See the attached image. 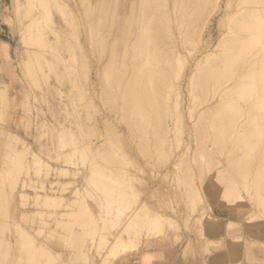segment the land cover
Instances as JSON below:
<instances>
[{
    "label": "rangeland",
    "instance_id": "obj_1",
    "mask_svg": "<svg viewBox=\"0 0 264 264\" xmlns=\"http://www.w3.org/2000/svg\"><path fill=\"white\" fill-rule=\"evenodd\" d=\"M227 1L223 0L219 10L210 15L198 45L191 41L182 49V54L188 56L187 51L196 47L194 58L190 59L191 71L206 50L212 51L220 38L230 37L228 32L230 26H236L237 10L251 7L250 0H229L228 7ZM82 2L0 0V264H264V210L260 211L257 205L259 198L264 202V195L256 192L258 177H263L264 186L263 161V172L256 170L257 146L264 129L254 125L243 129L246 131L228 130L226 137L232 136L223 151L209 135L212 146L204 135L197 137L200 141L195 139L191 132L195 129L194 116L218 100L222 86L206 83L197 90L196 98L194 91L188 94L185 80L180 122L171 108L175 93L170 91V97L165 96V102H169L168 110H164L169 123L165 141L169 147L165 142L167 147L160 148L159 138L149 135L155 132L147 113L151 102L136 99L135 102H143L140 106L146 110L142 111L136 103L124 104L119 95L113 97L112 90L109 98L115 104L110 107L112 102L101 93L103 86L111 84L109 76L114 70L107 69L108 74L100 70V51L97 46L94 50L92 42L95 39L98 43V35L105 37L113 21L111 14L102 16L100 9L103 6L112 12L117 0ZM90 6L93 10L87 14ZM29 7L37 26L29 23ZM40 39L47 42L45 47ZM227 45L232 46L226 43L223 47L228 49ZM206 46L209 47L205 49ZM250 46H241L236 53L240 62L254 52ZM215 57L210 55L199 61L195 74L200 76L216 59H221ZM107 61L105 55L104 64ZM186 70L178 65L175 73L181 75ZM260 87L256 83L240 86L232 97L234 104L229 105L226 100L227 105L222 108L226 111L218 110L212 115L227 114L229 124L242 125L251 115L264 113L260 108L264 106ZM228 105L238 107L240 119ZM122 106L133 112L122 114ZM113 107H117V113ZM123 117L129 122L121 120ZM206 117L204 121L200 119L205 126L219 123L210 115ZM128 124L137 132L133 138L128 134ZM212 131L209 129L207 134ZM236 132L238 138L233 139ZM240 132L249 133L245 137L249 138V146L241 143L246 135ZM255 132H259V137ZM143 135L149 137L150 144L145 146L151 145L148 156L144 155V145L141 148L144 142L138 144ZM152 138L153 142L158 138L159 144L153 143ZM201 139L207 143V150L204 147L205 151L198 152L196 148L197 153L196 140L202 144ZM214 143L218 148L214 146L211 151L209 147ZM236 156L246 157L250 174L240 177L227 165ZM179 160L186 165L180 166L184 162ZM247 163L244 162L246 167ZM164 171L168 173L165 176ZM216 220L223 224V232L212 234L206 224ZM228 223L234 226L227 228ZM250 254L256 256L251 258ZM215 256L221 259L211 261Z\"/></svg>",
    "mask_w": 264,
    "mask_h": 264
},
{
    "label": "bare ground",
    "instance_id": "obj_2",
    "mask_svg": "<svg viewBox=\"0 0 264 264\" xmlns=\"http://www.w3.org/2000/svg\"><path fill=\"white\" fill-rule=\"evenodd\" d=\"M41 1L47 2L48 0H41ZM82 1H83L82 3H84V0H82ZM222 1L223 0H131L129 2H121V1L117 0V2L113 3L114 5H113V11L112 12H109V10L105 9V7H103V6H102V9H100V14L102 16H105L107 14L112 15V17H113L112 18L113 19L112 25L110 26V28L107 32V35L106 36L104 35L105 37L99 38L100 35H98L99 36L98 40L100 39L98 41V43L92 37L91 38L88 37V38H90V40L93 39L92 43L94 45V50L96 49V46H97L98 50L100 51L99 56H98V63L100 64V66H102L100 70L103 71L104 73L106 72L107 74L110 73V72H108L107 69L112 68V70L115 71V72L112 71L114 74L111 73V76H109V77H111L110 80L112 79L111 84L109 85V87L107 85L106 86L107 88L105 86H103L101 89V91H102L101 93L106 95V97H107V99L105 97L106 101H108L109 103L112 102L110 107H112L113 104H115V101L111 100L109 98L110 92L112 90L115 91V93H113V95H112L113 97L118 98V95H119V98H121V100L124 104L125 103H131V104L136 103L139 105L138 107L142 111L146 110V108H143L142 106H140V104H143V102H135V100L136 99L137 100L143 99V101L147 100V101L151 102L149 110L147 111V113H149V121L152 122L154 125V126L153 125L149 126L150 130H153V128L151 129V126H153L155 129L154 130L155 134L153 133V134H149V135H155L156 137L159 138L161 143L164 141L163 144H161V143L159 144L160 141L157 140L158 138L155 139L157 142L159 141L158 142L159 147H160V145H162V146L165 145L166 134L168 133V130H169V126H168L169 123L167 124L168 121L166 122V117H164L165 116L164 110L166 109V106L168 107V103H169L168 101L165 102V99L167 100V97L165 98V96L167 94H169L170 91L171 92L173 91V93H175L174 94L175 96L172 95L173 97H175V99L173 98L175 101L173 100V102H172V103L175 102V105H174V107H171V108H173V110L175 111L174 116L176 114V116H175V117H177L176 120L178 122H180L182 120L181 117L183 116L182 110H181V105H182V94H183L182 93V87H183V83L185 80H187V89L189 92L188 94H191L194 91L195 94L193 93V95H195V97H196L197 90L203 89L205 87L206 83L212 84V85H215L216 83H221V86H222V90L221 91L219 90L220 92L217 94L218 100H216V101L214 100L215 101L214 103L205 106L203 108V110H201L202 111L201 113H200V111H198L200 114L197 112L198 114L196 116H194V120H195L194 122H196V123L193 126V127H195V129H193V130L195 131V133L193 130H191V132H192V134H195V139H198L197 137H199V135H201L200 138L202 137V135H204L206 137V139L205 138H203V139L208 141V139H209L208 137L210 136L211 137L210 139H213V141H216L215 142V143H217L216 145L217 146L219 145L220 149H222L221 151H223L224 150L223 148L226 146L227 141L230 140L231 139L230 137L232 136V135L231 136L228 135L226 137V135L228 134L227 133L228 130H231L232 128H235V129L242 128L241 130H243V129L248 130L249 128L254 127V125H256V127H258V126L261 127V129H260L261 131H262V129H264V113L257 114V115H251L249 118H247V121L242 125L229 124L228 123L229 119H230L229 114H228L229 116H226L227 114L226 115H224V114L219 115L218 116L219 118L214 117L212 115L213 112H216L218 110L221 111L223 106L227 105L226 100L228 101L229 105L232 104V101H233L232 97H233L235 91H237L240 88V86H242V88H245L248 85H250L251 83L253 84V86L255 85V83L260 84V86H261L260 88H261L263 95H264V89H263L264 88V49H263V47H264V44H263L264 43V0H250L251 1V7L250 8L244 9V10L241 8L242 10H239V11L237 10V12L234 15V18H235L234 22H236L235 23L236 26L233 23L234 26H230V27H232L231 32L230 33L228 32V35L230 34V37L227 36V38H225V39L220 38L219 41L217 42V45L214 47V49L212 51L210 49L206 50V52L202 56V58L197 60L196 65L192 71L190 69V64H191L190 59L192 60L194 58V54L196 52L195 51L196 47H194V49H191V50L189 49V51H187L189 54L188 56H186V55L184 56V54H182V52H181L187 42L192 41L194 44L197 43V45H198L200 32L202 31L203 27L206 26V24H208L210 22L209 17L214 12V10H216V9L219 10L220 3ZM228 2H229V0L225 3V5L227 7L229 5ZM40 4H41V2H40ZM80 4H81V1H80ZM96 6H98V8H99L100 3H98ZM96 6H94V8H96ZM227 7L225 8L226 10H227ZM90 8H93V7L90 6V7L86 8L87 14L91 10ZM29 9H30V13H29V11L27 12V10H25L27 12V14L29 13L30 17L29 16L28 17L31 19V20L29 19V23L31 21L32 25L35 26V24H36V26H37V23H36L37 21L34 22V20H36L35 14H33L30 7H29ZM43 10H45V9H43ZM89 14H90V12H89ZM226 15H227V11H224V16H226ZM88 17H89V15L87 16V18ZM32 18H33V20H32ZM92 19H94V17ZM98 19H100V18H98ZM95 20H96V18H95ZM238 20H239L240 24L237 23ZM33 22H34V24H33ZM114 25H115V28L113 29ZM237 25L238 26L240 25V27L238 28ZM89 27L91 28L92 26L90 25ZM230 27H229V29H230ZM92 28L90 30H92V33H93ZM87 29H88V27H87ZM229 29H228V31H230ZM90 30H89V32H91ZM26 32H28V31H26ZM97 32L99 34H101L100 31H97ZM38 35H40V34H38ZM38 35H36V37ZM41 39L38 41H41L40 43L43 44L42 45L43 47H45L44 44L47 45V42H44ZM226 43L232 44V46L230 47L229 45H227L228 49L226 46H225L226 47V49H225L223 46ZM251 43H253V44H251ZM248 45L252 46L251 49L254 52H252L247 59H244L242 62H240V59L238 58V56H236V53L239 52V49L241 46H248ZM191 47H192V45H191ZM208 47L209 46H206L205 49H207ZM221 48H223L225 50H223ZM226 50H228V51H226ZM105 55L108 56V61L106 64H104V62H103ZM210 55L220 57L221 59H216V60L214 59L215 61L210 66V68L207 67L208 69L206 71H203L202 74L199 73V74H201L200 76L196 75L197 74L196 71L197 70L199 71L198 62L201 61L202 59H208ZM222 55H223V57H222ZM240 55L242 56V54H240ZM217 57H215V58H217ZM236 57L239 59L238 61L235 60V59H237ZM212 62H213V60H212ZM178 65H179V67L181 66V70H183L185 68L188 70H186L185 73H184V71H182L183 73L181 75H178V74L176 75L175 72L178 69ZM226 66H230L231 69L229 67H226ZM79 70L81 71V69H79ZM187 71L189 73L188 75H187ZM86 72H87V70H86ZM97 73H99V72H97ZM100 77H103V76L100 74ZM100 77H98V78L101 80L102 78H100ZM56 78H58V77H56ZM99 85H100V83H99ZM101 85H102V83H101ZM216 88H218V87H216ZM190 91H191V93H190ZM171 92H170V94H171ZM193 95H191L190 100L192 99ZM169 97H170V95L168 96V98ZM197 97H198V95H197ZM205 100L206 99H204V103L206 102ZM262 102H264V99L262 100ZM104 103H106V102H104ZM190 103H191V101H190ZM198 104H200V103L198 102ZM200 105H202V103ZM171 106H173V105H171ZM228 106H225V107H228ZM195 107H197V106H195ZM231 107H233V106H231ZM231 107L229 106L228 109L229 108L232 109L234 111L233 114H235L236 118L238 117V119H240L238 107L236 108V105L233 108H231ZM113 108H114L113 111H115L117 113L118 112L117 107H113ZM260 108H262V110H264V106H261ZM192 109H196V108H192ZM109 110H112V108H110ZM166 110H168V109H166ZM171 110H170V112H171ZM121 111H122V114H125V111L126 112H133V109L127 108L126 106H122ZM189 111H190V108H189L188 112ZM191 111H193V110H191ZM224 111H226V109ZM115 112H113V113L115 114ZM168 112L169 111H167L166 113H168ZM189 113H188V115L191 116ZM191 113L193 114V112H191ZM172 115H173V113L170 115V117ZM209 115L213 120L217 119L216 122H219V123L216 125L205 126V124H203V122H200V119H201V121H204L202 119H204V118L207 119L206 116H209ZM167 116L169 117V113L167 114ZM121 120L125 121V117L121 118ZM173 121H175V120H173ZM177 121H176V123H177ZM125 122L127 123L129 121L126 120ZM253 122H255V123H253ZM130 123L132 124V121ZM143 123H144L143 126H147L145 122H143ZM172 123L175 125L174 122H172ZM173 124H172V126H174ZM178 126H181V125L179 124ZM209 129H210V132L213 130L211 134L210 133L207 134V131ZM127 130H128L129 136H131L132 138L136 136L137 132H135V129L133 127H130L129 124L127 125ZM201 131H203V132H201ZM204 131H206V132H204ZM243 131H246V130H243ZM259 132H255V133H258V137H259ZM255 133H254V136L257 135ZM133 134H134V136H133ZM248 134L249 133H247V134L241 133L242 136L246 135V136H244L243 142H241L243 145L249 146V144H248V143H250L248 141L249 138L246 139L248 143L245 140V137L247 138ZM260 134H261V132H260ZM155 136L153 138H155ZM192 136H194V135H192ZM250 136H251V133H250L249 137ZM260 136H261V140L258 141V146H257V147H259L258 148V154L259 155L256 154V155H258V157L256 159V160H258V162L256 161V163H258L256 166V170H260V172H263L262 171L263 166L261 165V163L264 162V160H263L264 159V150H262V149H264V135L263 136L260 135ZM228 137H229V139H228ZM233 137H234L233 139L238 138L237 132H236V135H234ZM239 137H240V135H239ZM255 137H257V136H255ZM148 138L149 137H147V135H143V137L141 136V138H139V142H138V144L140 142H142V143L144 142V144L140 143V145L142 144L141 148L144 145L143 150L145 149L144 150L146 152L144 154L145 156L147 155V153L149 154L151 152L150 148H149L151 145L149 147L145 146V145L148 146V144H150V143H148L149 142ZM153 138H152V142L154 140ZM242 138H241V140H242ZM195 139H194L193 143L195 142ZM203 139H201L202 144L199 142L200 140L199 141L196 140L198 145L196 144L197 147H195V145L193 146V147H195V151H196V148H198L197 149L198 152L205 151L204 149L202 150V148H204V147L206 148L207 143L204 144ZM156 141H154V142H156ZM210 141H212V140H209L208 142L210 144L209 143L208 144L210 146H212ZM213 141H212V144H213ZM238 141H237V144H238ZM255 141L257 142L256 139H255ZM256 142H254V143H256ZM156 143L154 144L155 146H156ZM166 143L168 145V140ZM215 143H214L213 147H209V148L214 149L215 147H217L215 145ZM72 145H73V143H72ZM154 145H152V146H154ZM167 145H165V147H167ZM138 147H140V146H138ZM144 147H146V148H144ZM159 147H157V148H159ZM168 147H169V145H168ZM238 147H240V142L238 144ZM242 147H245V146H242ZM138 150H139V148H138ZM206 150H207V148H206ZM195 151H193V152H195ZM208 151L211 152L212 149H211V151L210 150H208ZM157 152H159V151H157ZM197 153H196V155H197ZM204 153H207V151ZM218 153L221 155L220 151H218ZM149 156L151 157V154ZM185 157H187V154H185ZM236 157H238V156H236ZM262 157H263V159H262ZM246 160L247 159L244 156H242L240 158L238 157V158L232 159V161H230L227 165L230 166L233 169V171H235L238 175H240V177H242V176L250 174L248 172V163ZM180 161L184 162V163L182 164V163H180ZM186 161H187V159H186ZM216 161H217V159H216ZM261 161H263V162H261ZM244 162L247 163V167H246V165H244ZM253 162H255V161L253 160ZM179 163H180V166L186 165L184 160H179ZM213 163H214V161H213ZM216 164H214V165H216ZM36 166H37V164H36ZM187 167H188V165H187ZM245 167H246V170L241 172L240 170H244ZM165 173L166 172L164 171V174H163L164 176L168 174V173H166V174ZM261 180H263V177H258L257 183H256L257 195H262V194L264 195V186H263V184H261L262 183ZM222 199H226V198H222ZM257 205L260 206V209H261V210L259 209L260 211L264 210V202H262V199L259 198V203ZM260 211H259V213H260ZM249 215H251V213ZM206 217H208V216H206ZM254 218H256V217H254ZM218 220H220V219H218ZM247 222L250 223V220ZM206 225H208L207 231H209L212 234L223 232V230H222L223 224L220 222L218 223V221L215 223H210V221H209V223ZM206 225H205V221H204V226H206ZM230 225L234 226V223L233 224L228 223L227 228ZM259 226L262 227L261 225H259ZM260 230H261V228H260ZM152 231H154V229H152ZM158 231H156V232H158ZM158 235H159V233H158ZM219 238H221V237H219ZM231 239H233V238H231ZM214 243L216 245V242H214ZM260 243H261V241H260ZM217 245H219V242L217 243ZM234 249L235 248H232L230 250L234 251ZM49 256L51 257V255H49ZM253 256H256V255L255 254L249 255V257H251V258ZM212 259L213 260H211V261L217 262L219 259H221V257L215 256V257H212ZM228 263L231 264V263H234V261H228ZM241 264H243V263H241Z\"/></svg>",
    "mask_w": 264,
    "mask_h": 264
}]
</instances>
